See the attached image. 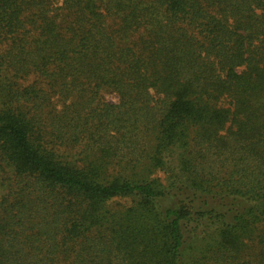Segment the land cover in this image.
<instances>
[{"label": "trees", "instance_id": "16d2710c", "mask_svg": "<svg viewBox=\"0 0 264 264\" xmlns=\"http://www.w3.org/2000/svg\"><path fill=\"white\" fill-rule=\"evenodd\" d=\"M0 264H264V0H0Z\"/></svg>", "mask_w": 264, "mask_h": 264}, {"label": "rangeland", "instance_id": "374dc122", "mask_svg": "<svg viewBox=\"0 0 264 264\" xmlns=\"http://www.w3.org/2000/svg\"><path fill=\"white\" fill-rule=\"evenodd\" d=\"M111 101H114L115 99H114V97H112V96H109L108 97Z\"/></svg>", "mask_w": 264, "mask_h": 264}]
</instances>
